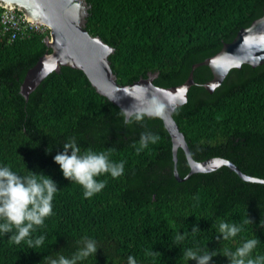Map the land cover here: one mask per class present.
<instances>
[{
    "label": "trees",
    "instance_id": "trees-1",
    "mask_svg": "<svg viewBox=\"0 0 264 264\" xmlns=\"http://www.w3.org/2000/svg\"><path fill=\"white\" fill-rule=\"evenodd\" d=\"M87 2V30L115 49L110 61L118 83L159 73L154 84L163 88L183 84L194 64L215 56L264 13V0ZM44 39L0 38V166L21 176L43 174L58 188L53 215L32 234L45 236L44 244L29 248L26 242L10 243L12 233L0 234V264L71 258L84 237L94 239L98 251L79 264H127L129 256L137 264H196L184 260L188 248L216 251L210 264H229L224 248L234 251L250 238L260 241L253 255H264V183L245 181L227 166L177 181L172 138L163 121L146 116L125 125L121 109L100 96L81 71L62 67L26 101L20 91L27 72L51 52ZM212 76L209 67L196 69L197 85L173 113L190 152L198 162L227 159L264 180V64L232 69L210 93L203 84ZM144 132L159 140L137 154L133 145L139 146ZM71 137L81 154L91 149L125 162L119 178H97L106 187L90 199L54 162ZM178 171L182 178L190 171L182 149ZM248 219L251 223H244ZM222 220L243 224L244 230L234 240L218 241ZM193 226L199 231L192 233ZM178 234H186L180 243Z\"/></svg>",
    "mask_w": 264,
    "mask_h": 264
},
{
    "label": "water",
    "instance_id": "water-1",
    "mask_svg": "<svg viewBox=\"0 0 264 264\" xmlns=\"http://www.w3.org/2000/svg\"><path fill=\"white\" fill-rule=\"evenodd\" d=\"M0 5L18 10L29 22L41 23L50 29L45 44L51 52L47 51L27 72L21 85L20 92L26 101L51 73H59L62 67L81 71L100 96L120 109L146 106L151 99L163 106V114L157 118L163 121L172 138L173 171L177 181L183 182L193 174L209 173L227 166L245 181L264 183L263 179L244 174L233 162L224 158L196 161L173 117L175 110L187 103L191 87L197 85L194 74L199 67L210 68L212 79L203 87L213 93L232 69H241L245 64L253 68L264 64V13L250 27L242 29L232 42L225 43L215 56L194 64L183 84L163 88L154 84L159 73H149L147 78H140L130 85L118 83L110 61L115 49L87 30L90 10L87 0H0ZM179 149L184 151L190 166L184 178L178 171Z\"/></svg>",
    "mask_w": 264,
    "mask_h": 264
},
{
    "label": "clouds",
    "instance_id": "clouds-1",
    "mask_svg": "<svg viewBox=\"0 0 264 264\" xmlns=\"http://www.w3.org/2000/svg\"><path fill=\"white\" fill-rule=\"evenodd\" d=\"M162 114L163 106L154 99L149 100L146 106H131L121 109L120 112L125 125L142 122L146 116L161 117ZM158 140L157 135L144 132L140 135L139 146L133 147L139 154L148 148L149 144H156ZM54 162L59 165L64 179L83 189L85 199L94 197L106 187V181L98 180V177L109 174L113 179L119 178L124 174L125 168V162L112 161L110 153H97L89 149L81 154L75 137L69 138L63 144V152L54 157ZM57 191L56 183L43 174L30 172L29 175L21 176L9 166H0V234L12 233L9 242L16 245L26 242L29 248L42 246L45 236L40 235L33 239L32 234L38 228H43L45 220L53 215V200ZM244 223L251 221L248 219ZM243 230V224L237 225L222 220L218 225L220 235L217 240H234ZM198 231V227L193 226L192 233ZM185 237L186 234H178L176 242H182ZM78 243L82 244V247L71 258L59 255L56 259L50 258L49 264H79L98 251L94 239L84 237ZM259 243L257 238L247 239L234 251L225 247L223 256L229 264H264V255H253ZM148 255L157 256L159 253L151 252ZM216 255V251L209 250L202 254L199 249L188 248L183 251L184 260L195 261L196 264H210ZM127 264H137V261L133 256H129Z\"/></svg>",
    "mask_w": 264,
    "mask_h": 264
},
{
    "label": "built area",
    "instance_id": "built-area-1",
    "mask_svg": "<svg viewBox=\"0 0 264 264\" xmlns=\"http://www.w3.org/2000/svg\"><path fill=\"white\" fill-rule=\"evenodd\" d=\"M34 35H42L46 39L50 35V29L41 23L29 22L18 10L6 9L0 5V38L13 43Z\"/></svg>",
    "mask_w": 264,
    "mask_h": 264
}]
</instances>
